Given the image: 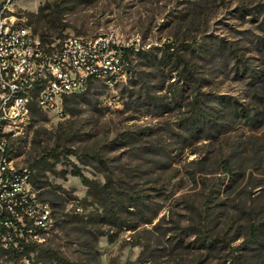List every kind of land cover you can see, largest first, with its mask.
Masks as SVG:
<instances>
[{
    "label": "rangeland",
    "instance_id": "obj_1",
    "mask_svg": "<svg viewBox=\"0 0 264 264\" xmlns=\"http://www.w3.org/2000/svg\"><path fill=\"white\" fill-rule=\"evenodd\" d=\"M14 13L52 41L114 34L143 53L131 80L93 81L11 138L53 223L0 264H264V0H17ZM198 100L222 114L214 128L193 124Z\"/></svg>",
    "mask_w": 264,
    "mask_h": 264
},
{
    "label": "built area",
    "instance_id": "obj_2",
    "mask_svg": "<svg viewBox=\"0 0 264 264\" xmlns=\"http://www.w3.org/2000/svg\"><path fill=\"white\" fill-rule=\"evenodd\" d=\"M17 0H0V248L21 250L28 236L47 232L50 205L41 200L32 169L17 165L11 138L23 135L35 110L59 114L64 100L93 81L131 80L142 52L138 38L114 34L44 39L14 13Z\"/></svg>",
    "mask_w": 264,
    "mask_h": 264
},
{
    "label": "trees",
    "instance_id": "obj_3",
    "mask_svg": "<svg viewBox=\"0 0 264 264\" xmlns=\"http://www.w3.org/2000/svg\"><path fill=\"white\" fill-rule=\"evenodd\" d=\"M40 35L44 39H47L46 36H44L43 34H40ZM168 47H169V49H172V48L174 49V46H171V44H168ZM142 53L143 52H141L139 55H142ZM194 108H195V110H194V112H195V118L193 119V124H197L199 127L201 125H208L210 129L211 128H214L215 127V124H216V120H218V119H220V118L223 117L222 114L219 113V114H216V115H212L213 118H208V114L206 115L207 112L205 111V109L203 108V105L201 104V102L199 100L195 102ZM38 111L39 110L36 109L35 110V113H37ZM243 117H245L247 119H250V115L249 114H245L244 113L243 114ZM211 124H213V126ZM82 177H83V181L86 183L87 182V178L84 177V176H82ZM112 182L115 183V180L113 178L109 177L108 178V183H112ZM130 197L132 199V203L134 205H137L138 206L139 203H140L139 196H130L128 194V198H130ZM129 206H131V205H129ZM121 209L122 208L120 207V210ZM111 216H115L116 217V214L115 213H112ZM25 245L26 244L22 243V247L25 246ZM10 252H19V250H17V249L16 250H11Z\"/></svg>",
    "mask_w": 264,
    "mask_h": 264
}]
</instances>
